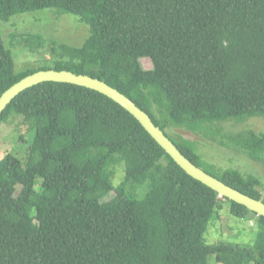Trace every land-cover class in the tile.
Segmentation results:
<instances>
[{"label": "trees", "instance_id": "1", "mask_svg": "<svg viewBox=\"0 0 264 264\" xmlns=\"http://www.w3.org/2000/svg\"><path fill=\"white\" fill-rule=\"evenodd\" d=\"M45 8L75 15L87 36L80 45L53 41L50 59L16 71L0 35V95L37 70L98 78L145 111L192 163L264 202L257 176L207 166L197 140L177 131L227 144L218 123L264 118V0H0V22ZM21 37L11 34L9 44H45L39 33ZM144 57L152 68L142 67ZM17 117L29 139L16 140L24 161L0 158V264H208L210 256L264 264V217L186 174L104 94L40 82L10 101L0 130ZM228 140L264 164V131ZM119 164L124 178L113 184ZM226 203L235 217L254 219L253 244L206 243Z\"/></svg>", "mask_w": 264, "mask_h": 264}, {"label": "rangeland", "instance_id": "2", "mask_svg": "<svg viewBox=\"0 0 264 264\" xmlns=\"http://www.w3.org/2000/svg\"><path fill=\"white\" fill-rule=\"evenodd\" d=\"M84 24V25H83ZM16 33V38H22L24 33H39L45 38V44L36 49L30 50L23 46H11L9 39L11 34ZM88 34L87 25L80 22L77 17L71 13H64L57 16L53 8H45L31 11L28 13L16 14L7 22H0V35L5 44L11 48L14 69L22 70L28 66H37L51 58L50 46L54 42H64L70 45H80ZM143 68H152V62L149 58L140 59ZM221 133L226 136L223 141L227 144H221L220 138L216 140L208 139L202 135H195L186 129L177 131L186 137L197 140V149L207 166H216V168H233L242 173L253 174L260 180L262 196L264 198V164L248 158L242 150L232 144L228 137L236 135L247 130L255 132L264 131V118L251 116L244 117L242 120L231 119L217 124ZM19 134H24L29 139V134L20 119L12 118L0 130V158L7 153H14L24 161L25 153L17 150V138ZM124 178V167L122 164L115 166L113 174V184H118ZM18 189V187H17ZM137 193L141 194L143 188L138 187ZM109 195L107 198H109ZM250 222H254L253 226ZM258 226L254 219H240L232 215L227 203L224 204L220 217L211 221L205 233L207 244H215L218 241H227L244 245H251L254 242ZM208 264H220L216 262L213 256L208 258Z\"/></svg>", "mask_w": 264, "mask_h": 264}, {"label": "water", "instance_id": "3", "mask_svg": "<svg viewBox=\"0 0 264 264\" xmlns=\"http://www.w3.org/2000/svg\"><path fill=\"white\" fill-rule=\"evenodd\" d=\"M44 81L66 82L75 85L87 87L96 90L109 97L124 109H126L144 129L152 136V138L165 150V152L180 166L186 174L213 189L219 197H225L231 201L245 206L251 212L264 217V202L246 195L235 188L227 185L218 178L204 171L186 158L175 144L164 134V132L153 123L150 116L140 109L129 97L110 86L106 82L86 75L76 74L70 70H37L31 74L24 76L0 95V115L10 101L23 90Z\"/></svg>", "mask_w": 264, "mask_h": 264}, {"label": "built area", "instance_id": "4", "mask_svg": "<svg viewBox=\"0 0 264 264\" xmlns=\"http://www.w3.org/2000/svg\"><path fill=\"white\" fill-rule=\"evenodd\" d=\"M250 224H252V222H250Z\"/></svg>", "mask_w": 264, "mask_h": 264}]
</instances>
